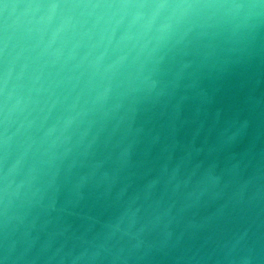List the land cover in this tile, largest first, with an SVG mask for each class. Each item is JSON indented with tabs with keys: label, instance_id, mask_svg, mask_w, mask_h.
Wrapping results in <instances>:
<instances>
[{
	"label": "clouds",
	"instance_id": "obj_1",
	"mask_svg": "<svg viewBox=\"0 0 264 264\" xmlns=\"http://www.w3.org/2000/svg\"><path fill=\"white\" fill-rule=\"evenodd\" d=\"M0 264H264V0H0Z\"/></svg>",
	"mask_w": 264,
	"mask_h": 264
}]
</instances>
